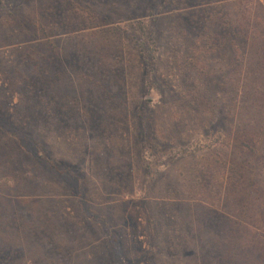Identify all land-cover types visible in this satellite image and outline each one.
I'll list each match as a JSON object with an SVG mask.
<instances>
[{"label": "rangeland", "instance_id": "374dc122", "mask_svg": "<svg viewBox=\"0 0 264 264\" xmlns=\"http://www.w3.org/2000/svg\"><path fill=\"white\" fill-rule=\"evenodd\" d=\"M227 5L0 0V264H264L263 42Z\"/></svg>", "mask_w": 264, "mask_h": 264}, {"label": "trees", "instance_id": "16d2710c", "mask_svg": "<svg viewBox=\"0 0 264 264\" xmlns=\"http://www.w3.org/2000/svg\"><path fill=\"white\" fill-rule=\"evenodd\" d=\"M235 5L236 6H244L248 4L250 5V8L253 10V12L251 13V17L249 16L250 20L247 21L248 25L251 26V29L253 28V25L256 23L257 24V28H253V30H257L256 32H254V37H256L259 42H263L262 44L259 45L258 49H257V53L262 55L264 57V0H220V9H221V13L225 10L224 5ZM255 4V5H254ZM227 5V6H228ZM240 10H242L239 7ZM244 11H246L247 13H250V10H245L246 8H243ZM244 11L242 10V12L244 13ZM220 13V14H221ZM260 14V20L258 18V15ZM232 21L229 22L228 25H224V29H222V34L224 36L223 37L224 40H221L220 37V49H231L232 52H234L235 54H238L237 51V46H235L236 43V38H240L241 35H237V33H240L239 31H243V25L240 22V20L236 19V18H230ZM260 39V40H259ZM246 41V36L244 37V42ZM119 258L117 257V260Z\"/></svg>", "mask_w": 264, "mask_h": 264}]
</instances>
